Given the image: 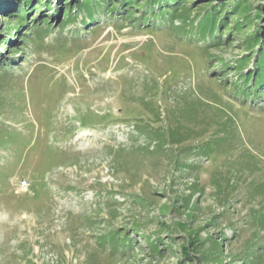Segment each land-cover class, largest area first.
Instances as JSON below:
<instances>
[{"label":"rangeland","instance_id":"obj_1","mask_svg":"<svg viewBox=\"0 0 264 264\" xmlns=\"http://www.w3.org/2000/svg\"><path fill=\"white\" fill-rule=\"evenodd\" d=\"M39 1L0 9V264H264V0L213 41L207 0Z\"/></svg>","mask_w":264,"mask_h":264},{"label":"trees","instance_id":"obj_2","mask_svg":"<svg viewBox=\"0 0 264 264\" xmlns=\"http://www.w3.org/2000/svg\"><path fill=\"white\" fill-rule=\"evenodd\" d=\"M11 1H14L16 4H19L18 13H15V14H18L17 20L20 22V24H18V28L20 29L22 27L27 26L28 23L25 18L26 16H28L29 12L32 9H35V7L31 8L30 5L32 4V2L39 1V0H0V9L2 8L4 4L9 3ZM98 1H101V0H98ZM98 1H94V0H81L80 2L77 1L78 5L76 4L74 6L72 14H71V9H69L70 6L63 7L64 13L66 12V19L68 20L69 18H74V16H76L79 12H83L88 16L87 19L82 21V24L86 25L87 22L92 21V14H93L94 9L98 8V6L101 5V4L97 5ZM179 1L182 3L181 0H150V4H155V3L159 4L161 2L163 5L173 7V4ZM215 1L217 2L213 3ZM215 1L213 0L206 1L208 2V4L205 5L207 6L206 10L204 11V14L198 19L197 30L200 32L199 36H201L203 40H205L206 37H209L210 41H213L215 39L218 40L219 39V35H218L219 27L224 24V20H227L228 16H230V14L232 15V13L238 16L239 15V4L247 0H215ZM40 2L44 4V7H49V8L51 7V5L48 2H46V0H40L39 4ZM127 2H128V6L132 5V1L128 0ZM65 4L67 3H64L63 6ZM128 9L130 10V7H126L125 10H128ZM39 10H41V8ZM181 10L182 9H180V11ZM144 12H146L144 14L146 16L145 17L146 20H150L149 16H147L146 14H148L149 12H153L152 9L146 8ZM57 14H59V10ZM38 22L39 20L38 21L36 20L32 23L34 25L36 24L35 26H37ZM243 23H244L243 21L238 22L235 25L236 27H234L232 31H234L235 33H238V31L241 30L240 25H243ZM250 27H251L250 24H248V28ZM181 30H184V29L182 28ZM9 33L10 32H7V37L10 36ZM229 37L233 38V34L229 35ZM250 39L251 40L248 41L247 45L250 46V48H252L253 44L254 45L258 44L259 48L255 54V65H254L255 70L253 72H248L247 74L241 76L243 79H242V85L240 87L241 88L240 95L244 98L249 97L245 93L247 91H251V88H253L252 89L253 91L260 90L261 94L264 95V30L261 29V27H258L254 31ZM2 42H5V43L7 42L9 44L7 38L5 39V41H2ZM221 43L223 42L219 40L218 44H221ZM245 63H242V64H245ZM220 64H223V61H221ZM236 70H239V69H236ZM251 98L253 99V95L249 99ZM112 239L114 240L113 241L114 244L118 245L120 244V242H123L122 244H125V242L129 240L130 237L123 239V235L119 234V235H116L115 237L112 236ZM117 241H119V243ZM147 242L149 243V245H151L152 248H155V245L152 244L153 242L152 240L151 241L147 240ZM155 251L159 252L157 249ZM195 251L196 253L198 252L197 249H195ZM241 258H243L242 261L244 262V264H251V257L244 255V256H241Z\"/></svg>","mask_w":264,"mask_h":264}]
</instances>
